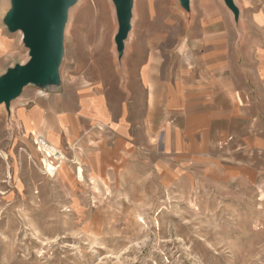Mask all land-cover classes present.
<instances>
[{"label":"crops","instance_id":"0c3cea01","mask_svg":"<svg viewBox=\"0 0 264 264\" xmlns=\"http://www.w3.org/2000/svg\"><path fill=\"white\" fill-rule=\"evenodd\" d=\"M139 3L115 84L84 82L61 56L58 83L23 87L9 108L22 136H44L81 162L78 176L121 182L129 197L144 196L148 183L170 189L197 177L264 184L263 16L239 29L224 9H205L194 39L193 15L176 5L167 25L154 0ZM0 38L2 59L19 42Z\"/></svg>","mask_w":264,"mask_h":264},{"label":"rangeland","instance_id":"374dc122","mask_svg":"<svg viewBox=\"0 0 264 264\" xmlns=\"http://www.w3.org/2000/svg\"><path fill=\"white\" fill-rule=\"evenodd\" d=\"M139 1L133 0L134 11ZM154 4L167 25L176 5L189 21L194 16L188 28L194 39L205 9H224L239 29H247L243 19L253 15L264 21V0H232L234 8L224 0ZM13 6L0 0V33L19 42L0 59V79L29 61L22 32L6 23ZM117 30L113 0H73L60 24L62 66L84 82L114 85L131 28L121 46ZM15 101L0 104V264H264V184L197 177L170 189L148 183L144 196L129 197L121 182L100 185L84 172L78 176L81 162L64 151L55 171L44 164L47 172L11 115Z\"/></svg>","mask_w":264,"mask_h":264},{"label":"water","instance_id":"95a60500","mask_svg":"<svg viewBox=\"0 0 264 264\" xmlns=\"http://www.w3.org/2000/svg\"><path fill=\"white\" fill-rule=\"evenodd\" d=\"M73 0H13L6 23L10 29H20L22 41L28 47L29 61L16 65L0 79V104L19 96L27 84L45 86L58 83L60 59V24ZM117 9L118 30L115 36L122 45L131 28L133 0H113ZM186 3L188 0H182ZM234 8L232 0H224ZM120 48V47H119Z\"/></svg>","mask_w":264,"mask_h":264},{"label":"built area","instance_id":"2783aa9c","mask_svg":"<svg viewBox=\"0 0 264 264\" xmlns=\"http://www.w3.org/2000/svg\"><path fill=\"white\" fill-rule=\"evenodd\" d=\"M39 93H43L41 90H39ZM32 142L36 148V150L43 156V159H41L43 165L44 160L51 165L52 172L55 171L62 161L66 159L64 152L62 149L52 145L44 136L42 135H34L31 134ZM45 171L48 172L47 167L44 165Z\"/></svg>","mask_w":264,"mask_h":264},{"label":"bare ground","instance_id":"6f19581e","mask_svg":"<svg viewBox=\"0 0 264 264\" xmlns=\"http://www.w3.org/2000/svg\"><path fill=\"white\" fill-rule=\"evenodd\" d=\"M0 43H1V38H0Z\"/></svg>","mask_w":264,"mask_h":264}]
</instances>
